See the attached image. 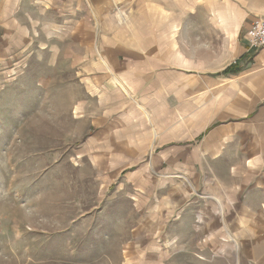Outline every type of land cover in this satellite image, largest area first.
<instances>
[{
    "label": "rangeland",
    "instance_id": "rangeland-1",
    "mask_svg": "<svg viewBox=\"0 0 264 264\" xmlns=\"http://www.w3.org/2000/svg\"><path fill=\"white\" fill-rule=\"evenodd\" d=\"M74 1L0 0V264H264V98L232 107L250 88L213 76L264 19V0ZM80 21L101 37L75 39ZM130 32L132 48L143 34L144 67L132 74L145 76V113L161 111L174 135L132 157L130 129L99 128L112 112L83 85L101 74L105 37ZM159 76L166 98L150 84ZM203 110L211 116L199 130ZM212 196L235 210L206 243L179 221L213 222Z\"/></svg>",
    "mask_w": 264,
    "mask_h": 264
},
{
    "label": "crops",
    "instance_id": "crops-1",
    "mask_svg": "<svg viewBox=\"0 0 264 264\" xmlns=\"http://www.w3.org/2000/svg\"><path fill=\"white\" fill-rule=\"evenodd\" d=\"M71 2H75L74 0H70ZM77 1V0H76ZM77 5V3H75ZM66 8V7H65ZM69 8V7H68ZM82 9V7L80 8ZM103 13L105 11V8L99 7L97 8V11ZM97 13V14H98ZM248 22H251L250 20ZM247 22V24H248ZM246 24V25H247ZM2 28H4L2 25H0ZM84 26H86V23H77L76 29H74L73 36L77 40H86L93 38H99L100 35H94L89 36V33L85 31ZM248 27V26H247ZM84 29V30H83ZM68 33H71L70 29ZM72 34V33H71ZM70 34V35H71ZM115 34V33H114ZM140 34V35H139ZM137 33V38L139 40L138 44L135 45V48H132L131 46V32L129 33V39L127 41L121 40L119 43H115V39L112 37H105L107 39V46L104 47V44L102 46V55L104 62L99 63L94 67L96 69H100L101 74L98 76H95V79H85L83 85H85V89L89 94H93L98 104H107L108 108L112 112L110 115L104 113L101 117H97L96 120L97 126L99 128L106 130L105 133H109L110 131L113 132V135H115L114 131L115 128H128L130 129L131 133V141L127 139V144L130 148H126L127 150L131 151V157L134 153H140V152H146L153 149V143L156 142V145H165L166 143L170 142V139H174V135H168L166 132L164 133L162 131L165 130L164 127H162V116H160L161 111H156L153 113H149L147 115L146 112V94L147 91L144 88L145 84V76L143 74H140L138 77H135L134 74H132L134 71H138V69H142L144 67V63L141 60V55L143 51V44L141 42L143 34ZM4 36L0 32V40ZM103 36V34H102ZM72 35L70 36V38ZM122 37V35H121ZM73 38V37H72ZM136 38V39H137ZM244 40V38H243ZM245 41V40H244ZM4 51H6V46L4 47ZM264 49V48H263ZM249 51L246 46L245 42L243 47H240L238 49V56L234 58L233 56L229 58L231 60V63H228L220 72H217L213 76L224 78L225 82H229L230 84L227 86L228 88H232L237 90L238 88H243L245 86H248L250 89H245L244 96H238L236 99L233 100V106L236 108H242V110H245L246 112L252 109L253 103H255L258 99L264 98V55L259 54L261 51ZM249 53L257 54L253 59L256 58V62H251L250 69L246 70L248 66L242 67L243 63L242 61H245L246 57ZM257 56V57H256ZM121 59L124 60H130L129 63H121ZM236 67L239 68L240 72L236 75H228L223 76L221 73L228 68L231 64H235ZM104 71L109 73L107 75L104 74ZM139 73V72H137ZM231 78V79H229ZM88 82H87V81ZM93 80V81H90ZM147 80V79H146ZM162 80V81H161ZM153 81V80H152ZM159 82V83H158ZM155 83L156 87L159 88L160 95L162 90H166L168 84H167V76L163 79H160L159 81H153L150 83L153 85ZM154 88V86H152ZM89 90V91H88ZM167 91L164 92V96L166 98ZM159 95V96H160ZM160 109V108H159ZM123 111V112H122ZM117 112V113H116ZM164 116V115H163ZM211 113L208 112V110L200 111L196 118L199 122V130L202 127H205L209 123ZM146 120V121H145ZM149 122L150 126H158L157 130H149V125L147 122ZM165 120V118H164ZM101 121V122H100ZM155 121H159L158 123ZM167 130V128H166ZM203 131L198 132V135L196 136L197 139L203 141L204 146L206 142L208 143V139L206 140V136H203L201 134ZM104 135V132L102 133ZM101 135V133H98V136ZM175 142V141H174ZM207 146V145H206ZM109 149V148H108ZM123 149V148H122ZM142 155V154H141ZM137 164H131V167L136 166ZM183 168H188L187 166L190 165V161L185 162L181 164ZM222 188H225L222 186ZM205 200L207 202L211 203L212 205L216 206V213L215 217L213 218V222L208 221L204 219L202 216H200L202 219L198 221V223H195L194 225L192 223V214L188 213L187 217L184 221H179V226H185V231L192 230L193 233H199L204 232L206 233L205 242H208V237L212 234H216L217 231H227L230 229L229 226L231 224L224 223L223 216L226 214V212H229V209L235 210L233 208V204L231 207L226 208V211H224V205L222 202L221 207L223 209V215L221 218L218 214V206L215 203V200L221 201L220 198L216 196L207 197ZM245 205V204H244ZM208 207V203L204 205L203 208ZM239 216L245 217V215L248 214V208L246 206H240L239 207ZM214 213V212H213ZM209 212H206L207 215H213ZM199 217V216H198ZM198 220V219H197ZM216 220L218 222H222V226L219 224H215ZM215 221V222H214ZM235 222L237 223L236 219ZM187 225V226H186ZM220 231V232H221ZM193 242H197V236L192 234ZM206 242V243H207ZM209 244V243H208ZM192 245V244H191ZM213 245V244H209ZM208 246V245H206Z\"/></svg>",
    "mask_w": 264,
    "mask_h": 264
},
{
    "label": "built area",
    "instance_id": "built-area-1",
    "mask_svg": "<svg viewBox=\"0 0 264 264\" xmlns=\"http://www.w3.org/2000/svg\"><path fill=\"white\" fill-rule=\"evenodd\" d=\"M244 40L249 51L264 48V19L252 21L245 29Z\"/></svg>",
    "mask_w": 264,
    "mask_h": 264
},
{
    "label": "trees",
    "instance_id": "trees-1",
    "mask_svg": "<svg viewBox=\"0 0 264 264\" xmlns=\"http://www.w3.org/2000/svg\"><path fill=\"white\" fill-rule=\"evenodd\" d=\"M240 72L239 68L236 67L235 64H231L228 68H226L221 75L228 76V75H236Z\"/></svg>",
    "mask_w": 264,
    "mask_h": 264
},
{
    "label": "bare ground",
    "instance_id": "bare-ground-1",
    "mask_svg": "<svg viewBox=\"0 0 264 264\" xmlns=\"http://www.w3.org/2000/svg\"><path fill=\"white\" fill-rule=\"evenodd\" d=\"M220 205V201L217 202ZM221 213V212H220Z\"/></svg>",
    "mask_w": 264,
    "mask_h": 264
}]
</instances>
